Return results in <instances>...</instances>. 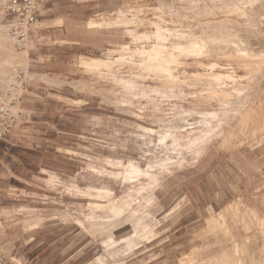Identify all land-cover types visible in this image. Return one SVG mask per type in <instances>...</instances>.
I'll list each match as a JSON object with an SVG mask.
<instances>
[{"label": "rangeland", "instance_id": "1", "mask_svg": "<svg viewBox=\"0 0 264 264\" xmlns=\"http://www.w3.org/2000/svg\"><path fill=\"white\" fill-rule=\"evenodd\" d=\"M15 67L0 257L264 264V0H38L22 39L0 8Z\"/></svg>", "mask_w": 264, "mask_h": 264}, {"label": "built area", "instance_id": "2", "mask_svg": "<svg viewBox=\"0 0 264 264\" xmlns=\"http://www.w3.org/2000/svg\"><path fill=\"white\" fill-rule=\"evenodd\" d=\"M1 13L7 20L11 33L20 39L32 31L38 16V0H0ZM3 92H0V143L15 123L13 111L27 90L22 69L12 68L7 76ZM0 264H19L0 257Z\"/></svg>", "mask_w": 264, "mask_h": 264}, {"label": "bare ground", "instance_id": "3", "mask_svg": "<svg viewBox=\"0 0 264 264\" xmlns=\"http://www.w3.org/2000/svg\"><path fill=\"white\" fill-rule=\"evenodd\" d=\"M198 45V43H193V44H190V46L187 48V49H182V50H185L187 53H189V54H193V53H195L196 52V50L200 47L199 45V47L197 46ZM175 49H177V50H181V47H176ZM200 49V48H199ZM198 49V50H199ZM197 50V51H198ZM210 69H213V64L209 67ZM202 79V78H201ZM238 91H239V89H238ZM262 252H263V254H264V249L262 250ZM226 263H228V261H226L224 264H226ZM238 264V263H237Z\"/></svg>", "mask_w": 264, "mask_h": 264}]
</instances>
